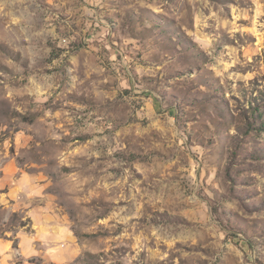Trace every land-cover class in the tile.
I'll use <instances>...</instances> for the list:
<instances>
[{"label": "rangeland", "instance_id": "374dc122", "mask_svg": "<svg viewBox=\"0 0 264 264\" xmlns=\"http://www.w3.org/2000/svg\"><path fill=\"white\" fill-rule=\"evenodd\" d=\"M0 264H264V0H0Z\"/></svg>", "mask_w": 264, "mask_h": 264}]
</instances>
